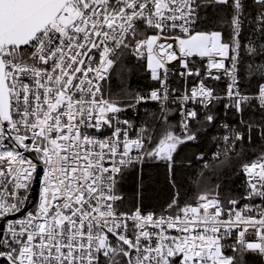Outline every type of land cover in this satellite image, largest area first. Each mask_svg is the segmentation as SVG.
Returning a JSON list of instances; mask_svg holds the SVG:
<instances>
[{"label": "snow or ice", "instance_id": "snow-or-ice-1", "mask_svg": "<svg viewBox=\"0 0 264 264\" xmlns=\"http://www.w3.org/2000/svg\"><path fill=\"white\" fill-rule=\"evenodd\" d=\"M0 264H264V0H0Z\"/></svg>", "mask_w": 264, "mask_h": 264}, {"label": "trees", "instance_id": "trees-1", "mask_svg": "<svg viewBox=\"0 0 264 264\" xmlns=\"http://www.w3.org/2000/svg\"><path fill=\"white\" fill-rule=\"evenodd\" d=\"M126 73L128 77V81L131 84L132 89H138L141 91H147L152 85L147 80V78L143 75V73L139 72L138 70H133L131 65L126 66ZM155 110V105H149L142 109L140 113V121L145 119H150L151 117H145L144 113H152ZM201 148L209 154V158H211V153L215 150L214 146L209 144L201 145L200 147L190 146L185 149L184 152L181 153V158L177 161V169L178 175L181 179H187L189 182L192 179V173L198 172L202 167V164L198 161L193 160L191 167H188V159L192 157L193 153H198ZM161 186L163 185V175L161 174ZM211 180V177H209Z\"/></svg>", "mask_w": 264, "mask_h": 264}, {"label": "built area", "instance_id": "built-area-1", "mask_svg": "<svg viewBox=\"0 0 264 264\" xmlns=\"http://www.w3.org/2000/svg\"><path fill=\"white\" fill-rule=\"evenodd\" d=\"M149 105H153V104H149ZM149 105H147V106H149ZM147 106H142V107L139 109L138 112H133V113H131L132 118H133L134 120H136L137 122H141V121L139 120V119H140V113L142 112V109L145 108V107H147Z\"/></svg>", "mask_w": 264, "mask_h": 264}]
</instances>
